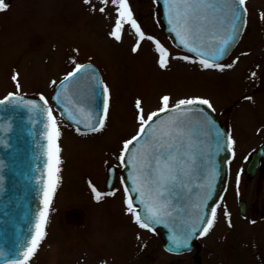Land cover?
I'll return each mask as SVG.
<instances>
[{
	"label": "rangeland",
	"instance_id": "rangeland-1",
	"mask_svg": "<svg viewBox=\"0 0 264 264\" xmlns=\"http://www.w3.org/2000/svg\"><path fill=\"white\" fill-rule=\"evenodd\" d=\"M128 5L145 36L166 49L167 67H160V53L152 41H139V48L133 51L139 38L123 19L120 40L111 35L120 19L118 2L113 0L107 4L101 0H9L0 11V99L11 94L44 97L52 107L57 83L77 64L92 62L103 76L111 103L99 132H80L58 120L60 186L54 205L64 208L73 204L87 211V224L81 229L69 228L61 213H53L46 225L44 248L21 264H117L130 256L136 264H199L194 252L180 256L167 253L159 235H151L124 214L121 197L93 206L92 188L97 190L100 175L104 177L109 165H120L124 143L138 132V114L133 108L137 101L144 117L161 109L164 96L170 97L169 108L194 98L210 100L217 112V107L238 106L236 130L252 134L250 116L241 118V112L250 104L264 106V61L261 64L257 57L264 51L260 52L264 48V0H246L250 17L247 36L231 60L219 65L222 71L219 67L204 68L199 59L170 44L157 21L153 0H128ZM246 45L245 51L251 54L240 57ZM182 57L187 59H179ZM253 79L259 81L250 84ZM243 93L260 97L249 102L251 99L241 97ZM259 232L264 259L262 228ZM216 235L212 231L202 241L204 264H222L221 254L209 260L207 244ZM233 240L228 237L226 241ZM246 256L253 261L252 256ZM257 260V264H264ZM235 264L243 263L238 259Z\"/></svg>",
	"mask_w": 264,
	"mask_h": 264
},
{
	"label": "water",
	"instance_id": "water-1",
	"mask_svg": "<svg viewBox=\"0 0 264 264\" xmlns=\"http://www.w3.org/2000/svg\"><path fill=\"white\" fill-rule=\"evenodd\" d=\"M155 1L161 7L166 34L176 47L187 51L172 30L166 0ZM244 9L246 16L243 19L246 21V6L237 8L241 12ZM229 17V7L222 6L215 26H209L203 39L195 45L197 52H187L211 63L223 61L240 41L246 27L243 23L239 37L227 54L215 60L219 42L227 35ZM236 24L240 26L241 21L237 20ZM82 66L83 71L72 81L62 79L57 84L52 100L63 119L80 130H92L90 125L103 118L104 94L97 85L105 84L96 65L86 63ZM0 101L4 102L0 104V264H6L25 260L39 231L47 195L57 185V173L52 174L51 120L44 101L24 95H9ZM170 109L175 110L162 112L154 118L155 122L146 129L141 141L129 147L136 156V167H142L144 154L150 150L145 141L153 130H156L155 135H159L176 120L188 126L195 163L186 165L182 183L168 192V214L163 215L159 223L148 222L151 231L162 234L166 250L182 253L193 249L197 236L204 234L201 230L207 227L208 221H212L211 210L225 188L229 140L224 124L206 105L181 106L179 109L174 106ZM131 153H125L126 161L132 160ZM133 172L132 163L123 164L124 184L134 198L136 214L144 221L148 216L149 197L147 193L142 195L135 190L139 184L132 180Z\"/></svg>",
	"mask_w": 264,
	"mask_h": 264
},
{
	"label": "snow or ice",
	"instance_id": "snow-or-ice-1",
	"mask_svg": "<svg viewBox=\"0 0 264 264\" xmlns=\"http://www.w3.org/2000/svg\"><path fill=\"white\" fill-rule=\"evenodd\" d=\"M89 0H85L88 3ZM119 6L118 16L120 19L116 20V27L113 29L111 35L116 39L120 40V33L122 31L123 25L121 20L123 19L126 23L130 24L138 35V43L134 47L133 51L139 48V41L149 40L155 44L158 52L160 53V59L158 63L161 68L167 67L166 57L168 55L166 49H164L158 41H155L151 36H145L141 31L139 25L136 23L135 19L132 17L131 10L128 5V0H113V3H117ZM101 3L107 4L108 0H101ZM169 6L168 14L170 16L169 22L173 24L172 30L180 38L181 44L187 49V51L195 53L197 52L198 41L202 40L204 34L209 26H215L217 23V17L222 9V6L227 5L229 7L230 17L228 20L227 35L219 42V47L217 49V55L214 57L215 60L222 59L224 55L227 54L228 49L239 37L243 23L246 21L243 19L246 16V9L243 12L238 11L237 8L244 6L246 0H166ZM6 9L4 0H0V11ZM101 12L104 8L100 9ZM264 18V16H262ZM240 20L241 25L238 26L236 21ZM215 35V33H213ZM193 46H189V45ZM202 55V53H201ZM179 59H187L182 57ZM194 62V61H190ZM204 68H212L214 66L219 67V70H223L219 65H214L208 63L207 60L199 61ZM83 71V66L77 64L75 70L72 71L68 76L64 77V81H72L78 74ZM55 83V82H53ZM102 88L104 94L103 111L101 113L102 119L98 120L95 124L90 125L93 131H100L104 127V118L107 117L108 113V87L106 85H97ZM41 100L47 104V100L41 97ZM170 97L164 96L161 100V109L156 112H152L144 117L143 110L140 109V101H137V108L139 110L138 122L141 127L139 128L138 134L134 136L131 140H128L123 145V152L121 153L119 160L121 164L132 163L134 172L132 175V180L134 183H138L139 186L135 188L137 192L142 195L147 193L149 199L147 201V211L148 216L142 221L141 217L136 214L133 208V203L131 197L126 200L127 207L134 215L135 222L141 228H149V221L159 223L163 215L168 214V201L166 196L168 192L173 190L177 185L182 183L181 177L185 174L186 165L191 162L195 163L192 158L193 145L188 139V126L180 120L173 121L166 131L161 132L159 135L153 134L148 135L146 144L149 145L150 150L146 151L144 154V163L142 167L137 168L135 164L136 156L131 153L130 145H135L140 142L142 137L146 135V129L151 127V123H154V118H158L162 112H171L175 109H170L168 107ZM0 101V104H3ZM193 105H206L211 108V103L207 99L194 98L180 100L176 104V108L179 109L181 106H193ZM36 107V105H32ZM203 111V109H199ZM49 117L51 120V135L49 136L51 144V160L53 161V171L52 174L58 173V165L61 162L59 159L60 148L57 143L59 139V130L55 120V117L51 115V110L49 109ZM79 123V120L77 121ZM230 139V138H229ZM234 143V142H233ZM125 153L132 154V160H125ZM55 182L53 183V188ZM95 194L96 200L99 202L102 199V194L98 192L95 187L92 188ZM128 189L125 188V193L127 194ZM115 193H107L106 195H114ZM227 215V213H226ZM216 216V210H212L213 219ZM47 224L46 213L42 214V219L38 226L39 231L36 238L32 241V246L28 250L25 259L30 258L36 251L40 241L46 235L44 228ZM212 227V221L207 222V227L201 231L206 234L207 231ZM179 247V245H176ZM184 246H187V241H185ZM15 264H21L20 261H16Z\"/></svg>",
	"mask_w": 264,
	"mask_h": 264
},
{
	"label": "flooded vegetation",
	"instance_id": "flooded-vegetation-1",
	"mask_svg": "<svg viewBox=\"0 0 264 264\" xmlns=\"http://www.w3.org/2000/svg\"><path fill=\"white\" fill-rule=\"evenodd\" d=\"M8 2L9 0H4L5 5H7ZM158 14L159 11L156 12V18L159 25H161ZM249 24L250 18L248 17L246 30L238 47L241 46L247 36ZM255 34H257V32ZM247 47L248 46L246 45L244 48H241L242 52L239 56L241 55L244 57L251 54V52L245 51ZM236 49L234 50L235 53L238 50ZM263 50L264 48L261 49L260 52ZM257 57L261 64H263L264 51ZM256 81H259V79ZM256 81L253 79L250 84ZM254 90V92L259 91H256V89ZM243 94L245 95H242L241 97L245 98V100H247V98L248 100L251 99L249 102L254 101V98L260 97L257 96L258 94L255 95L256 97H250L251 95H249V93ZM136 99L137 97L134 98V102ZM110 108L111 103L109 93L108 113ZM133 108L139 115V110L135 103ZM237 108L238 106H221L216 108L219 111H216L217 115L224 122L230 134L232 140V153L228 160L226 190L215 208L216 216L213 220L212 227L206 236L199 238L195 243V248L193 250L195 254L194 259H196L199 264H204L203 259H201L202 241L205 240L212 231H215L217 235L214 241L209 245L207 244V248L209 249V260L214 261L216 256L221 254L224 259L219 263L222 264H232L233 262L235 264L238 259H241L243 264H257V262H259L257 259L262 262L264 261L258 236L260 228H262V231L264 232V106L261 107L250 104L241 112V118L250 116L248 128H251L252 134H247L245 133L246 131L239 133L236 130L237 116L235 115V111ZM140 109H142L141 105ZM136 124L140 123L137 121ZM248 141H250V144L247 148L245 144ZM98 183L99 186L97 190L102 194V199L98 202L96 198H94L91 200V204L93 206H98L96 204H103L121 197L124 214H127L134 224H136L134 215L127 207L126 200L128 194L125 193V188L122 184L121 169H116L114 171L108 169L104 174V177L103 174L100 175ZM59 186L57 190L51 194V198L46 205L47 224L53 213L56 212V214H58L59 212V214H62L63 222L65 221L69 228H83L87 224V217H89L87 211L82 212L80 208H77V206L73 204L64 208H59L54 205V197L58 192ZM107 193L115 194L106 195ZM220 221H224V223L219 224ZM45 233L47 234L46 226ZM228 237H234V240L229 243L226 241ZM45 239L46 235L40 241L32 256L41 252L44 248ZM217 241H222L223 243L217 245ZM235 247L236 249H234ZM218 248H220V250H218ZM245 248L247 249L246 253H244ZM237 249L238 251H236ZM245 254L252 256L250 258L253 259V261H248V257ZM182 255H186V253ZM131 257L132 256L126 261L117 264H135L134 261H131Z\"/></svg>",
	"mask_w": 264,
	"mask_h": 264
}]
</instances>
